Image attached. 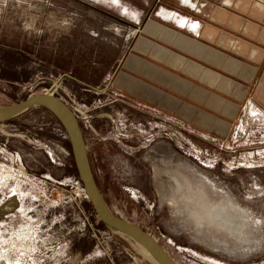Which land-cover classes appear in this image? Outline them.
I'll return each mask as SVG.
<instances>
[{"label":"rangeland","instance_id":"374dc122","mask_svg":"<svg viewBox=\"0 0 264 264\" xmlns=\"http://www.w3.org/2000/svg\"><path fill=\"white\" fill-rule=\"evenodd\" d=\"M117 1L0 0V107L45 93L64 100L107 207L156 238L178 264H264V244L229 256L170 231L153 176L165 163L190 161L214 190L264 215V113L245 108L220 141L134 108L114 80L133 53L136 7L127 13ZM137 1L145 8L151 0ZM70 72L86 83L66 82ZM0 254L1 264H156L96 214L68 134L43 105L0 121Z\"/></svg>","mask_w":264,"mask_h":264},{"label":"crops","instance_id":"0c3cea01","mask_svg":"<svg viewBox=\"0 0 264 264\" xmlns=\"http://www.w3.org/2000/svg\"><path fill=\"white\" fill-rule=\"evenodd\" d=\"M120 1L137 9L133 53L114 85L134 108L220 141L245 108L264 113V0H151L146 9ZM70 73L66 82L86 83Z\"/></svg>","mask_w":264,"mask_h":264},{"label":"clouds","instance_id":"9594fccd","mask_svg":"<svg viewBox=\"0 0 264 264\" xmlns=\"http://www.w3.org/2000/svg\"><path fill=\"white\" fill-rule=\"evenodd\" d=\"M71 23L67 18L60 20L65 29ZM153 176L164 224L170 231L229 256L264 244V215L230 194L214 190L190 161H184L181 168L165 163Z\"/></svg>","mask_w":264,"mask_h":264},{"label":"water","instance_id":"95a60500","mask_svg":"<svg viewBox=\"0 0 264 264\" xmlns=\"http://www.w3.org/2000/svg\"><path fill=\"white\" fill-rule=\"evenodd\" d=\"M43 99L51 100L54 104L59 106L64 113L65 120L57 114H54L60 120L68 134L78 174L84 185L87 197L89 198L99 218L105 224L110 223L111 225L125 230L126 232L134 235L135 237L143 241L145 244L154 249V251H156L160 255V257L166 264H178L176 260L170 255V253L164 248V246L151 234L146 232L138 225L116 215L112 210L107 207L106 204L104 205L100 202L98 198L99 190L97 188L96 182L90 169L79 121L73 110L64 100H62L58 96H55L54 94L48 93L31 96L21 102L0 107V121L12 118L32 108L37 101Z\"/></svg>","mask_w":264,"mask_h":264},{"label":"bare ground","instance_id":"6f19581e","mask_svg":"<svg viewBox=\"0 0 264 264\" xmlns=\"http://www.w3.org/2000/svg\"><path fill=\"white\" fill-rule=\"evenodd\" d=\"M114 1V0H113ZM116 2V1H115ZM188 1L185 0V3H187ZM118 4V2H117ZM190 5H193V3H189ZM126 8V7H124ZM124 10V9H123ZM137 15V14H136ZM131 16V15H130ZM193 27L195 26L194 24L192 25ZM198 32V31H197ZM49 94V93H48ZM35 105H43L44 107H47L48 109H50L53 113L57 114L58 116H60L62 119L65 120V116L64 113L62 111V109L57 106L56 104H54L51 100H47V99H43L40 101H37L33 106ZM174 180H176L177 184H178V178L173 177ZM98 198L100 200V202L102 204L105 205V202L100 194V192H98ZM14 202L11 200V202L8 203V205H12ZM108 226L112 227L113 229L119 231L120 233H122L124 236H126L127 238H129L130 240H132L134 243H136L141 250L151 259L153 260L156 264H166L163 259L160 257V255L154 251V249H152L150 246H148L147 244H145L143 241H141L140 239H138L137 237H135L134 235L126 232L125 230H122L118 227H115L113 225H111L110 223H107Z\"/></svg>","mask_w":264,"mask_h":264},{"label":"flooded vegetation","instance_id":"af4514ba","mask_svg":"<svg viewBox=\"0 0 264 264\" xmlns=\"http://www.w3.org/2000/svg\"><path fill=\"white\" fill-rule=\"evenodd\" d=\"M134 1H135V3H139V1H137V0H134ZM155 1H156V0H153V3H155ZM117 2H118V4H122L120 0H118ZM187 3H188V2H187ZM191 3H192V2H191ZM126 11H128V13L131 12V11H129V8H126ZM104 13H106V12H104ZM106 14H107V13H106ZM108 15H111V14L109 13ZM111 16H113V14H112ZM113 17L118 18L119 20H122L121 18H119V17H117V16H113Z\"/></svg>","mask_w":264,"mask_h":264},{"label":"trees","instance_id":"16d2710c","mask_svg":"<svg viewBox=\"0 0 264 264\" xmlns=\"http://www.w3.org/2000/svg\"><path fill=\"white\" fill-rule=\"evenodd\" d=\"M56 116V115H55ZM58 119V118H57ZM59 120V119H58ZM59 122H60V120H59ZM61 123V122H60ZM62 124V123H61Z\"/></svg>","mask_w":264,"mask_h":264},{"label":"built area","instance_id":"2783aa9c","mask_svg":"<svg viewBox=\"0 0 264 264\" xmlns=\"http://www.w3.org/2000/svg\"><path fill=\"white\" fill-rule=\"evenodd\" d=\"M74 112V111H73ZM75 113V112H74ZM76 115V114H75Z\"/></svg>","mask_w":264,"mask_h":264}]
</instances>
